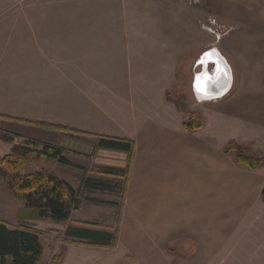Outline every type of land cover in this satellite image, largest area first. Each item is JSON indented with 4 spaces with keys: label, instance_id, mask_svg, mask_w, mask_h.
<instances>
[{
    "label": "rangeland",
    "instance_id": "1",
    "mask_svg": "<svg viewBox=\"0 0 264 264\" xmlns=\"http://www.w3.org/2000/svg\"><path fill=\"white\" fill-rule=\"evenodd\" d=\"M218 1L0 0V15H5L0 18V135L12 139L0 141V172L6 175L0 174V218L40 224L38 210L13 208L7 199V195L16 198L13 185L17 177L22 181L40 172L74 188L82 204L73 209V222L57 225L51 220L53 224L40 229L44 234L43 264H58L62 259V264H101L113 253L107 247L73 244L69 237H89L84 230L104 232L109 227L116 228L124 180L102 171L115 168L113 164L121 158L113 152H99L93 157L73 150L79 147V140L100 141V134L53 130L51 133H58L62 144L57 146L65 149L64 156L70 164L40 157L39 151L48 142L34 131L46 129L16 118L86 132L103 130L118 136L115 132L122 128L129 105L145 87L150 88L139 83L141 78L160 77L164 71L155 66L161 62L171 66L174 55L176 74L167 87V97L178 110L200 120L203 112L191 84L195 71L200 69L196 59L216 37V17L222 14ZM73 17L80 20L73 21ZM88 17L91 20H86ZM46 30L54 31L49 37L31 35L43 36ZM77 30H106L113 37L93 42L67 37ZM159 32L165 37H140ZM35 42L47 46V51L38 52L40 45ZM58 46L61 54L57 53ZM204 114L209 120L212 113ZM16 146L33 151L17 173L7 171L8 160L4 162L8 156L16 165L23 161L18 158L17 163L13 155ZM87 179L105 181L115 189L91 190L84 185ZM41 222L46 224L45 220Z\"/></svg>",
    "mask_w": 264,
    "mask_h": 264
},
{
    "label": "crops",
    "instance_id": "2",
    "mask_svg": "<svg viewBox=\"0 0 264 264\" xmlns=\"http://www.w3.org/2000/svg\"><path fill=\"white\" fill-rule=\"evenodd\" d=\"M217 3L222 6V14L216 17V33H221V38L215 35L201 54L213 46L219 49L233 69V87L225 97L213 101H202L196 95L203 126L187 130L184 125L191 115L178 110L167 97V87L176 74L174 55L171 66L164 62L155 66L164 71L160 77L141 78L139 83L150 88L145 87L129 105L122 128L115 132L117 137L133 140L135 152L118 244L110 248L113 253L101 264H264V163L252 169L238 163L237 150L227 151L238 145L248 155L264 158V0ZM52 31L31 35L49 37ZM156 34L140 37H165L161 32ZM67 37L93 42L113 36L106 30H77ZM35 43L40 45L38 52L47 51V46ZM56 49L62 53L59 46ZM206 111L212 113L209 120L204 116ZM34 132H39L43 141L62 145L58 133ZM89 133L108 135L103 130ZM79 142L73 150L93 157L113 152L121 158L113 164L115 168H127L128 152L100 147V141ZM7 199L13 208L27 207L24 201L8 195ZM73 214L68 220L55 222H73ZM39 216L40 224L3 217L0 221L10 227L24 225L39 230L53 224V219ZM104 232L113 233L114 228ZM69 238L73 244L91 242ZM43 259L44 251L40 264ZM7 260L12 262L11 257Z\"/></svg>",
    "mask_w": 264,
    "mask_h": 264
},
{
    "label": "trees",
    "instance_id": "3",
    "mask_svg": "<svg viewBox=\"0 0 264 264\" xmlns=\"http://www.w3.org/2000/svg\"><path fill=\"white\" fill-rule=\"evenodd\" d=\"M8 119H14V117L3 116ZM21 123H27L36 126L41 129L53 130L57 132H77L83 134L93 135L86 131H80L64 125L30 121L27 119L16 118ZM187 130H197L203 126L202 122L196 118L195 115H191V119L185 123ZM99 146L107 149L126 151L128 152V166L126 169L117 168H105L102 174L108 176L120 177L124 180L122 187V204L119 208L117 215V226L113 233H105L100 231L84 230L88 233L89 237L76 236L79 238L88 239L91 242L82 243L88 246H101L107 248H115L118 244L119 228L121 224L123 204L126 195V187L130 177V166L132 163L133 155L135 152V142L128 138L99 135ZM11 141L8 136L0 135V141ZM37 143L36 141H32ZM237 150V161L243 166H248L252 169H257L264 163V158H258L248 155L245 149L238 145H233L227 149V151ZM33 151L27 147L16 146L13 149V155L17 157V163L20 161L18 158L23 159L18 165L12 161L10 156L4 159V162L8 160L9 166L7 171L17 173L25 165L24 159L28 157V154ZM39 156L46 159H57L64 164H70L64 156L66 152L64 148L50 143L43 145V149L39 151ZM0 174L5 173L0 172ZM16 184L13 185L15 190V196L18 200L24 201L28 208L38 210L41 216L48 217L54 221H65L71 216L73 209H79L81 207V201L76 199V191L69 186L66 182L57 179L52 175H46L44 173H37L29 176L27 179L20 181L18 178ZM85 187L91 190H114L115 188L109 183L101 180L87 179L84 182ZM264 200V190H263ZM43 232L39 229L28 226H15L10 227L6 222L0 221V264H9L7 257L12 258L10 264H40L41 257L43 255Z\"/></svg>",
    "mask_w": 264,
    "mask_h": 264
},
{
    "label": "water",
    "instance_id": "4",
    "mask_svg": "<svg viewBox=\"0 0 264 264\" xmlns=\"http://www.w3.org/2000/svg\"><path fill=\"white\" fill-rule=\"evenodd\" d=\"M196 67H200V70L194 73L192 89L195 94L216 100L231 91L234 82L233 69L217 47L213 46L204 51L198 58Z\"/></svg>",
    "mask_w": 264,
    "mask_h": 264
},
{
    "label": "bare ground",
    "instance_id": "5",
    "mask_svg": "<svg viewBox=\"0 0 264 264\" xmlns=\"http://www.w3.org/2000/svg\"><path fill=\"white\" fill-rule=\"evenodd\" d=\"M216 51H218V50H216ZM200 84V83H199ZM197 95V94H196ZM195 95V96H196ZM198 96H199V98L202 100V101H213V99H211V98H206V97H204L203 95H201V94H198Z\"/></svg>",
    "mask_w": 264,
    "mask_h": 264
},
{
    "label": "built area",
    "instance_id": "6",
    "mask_svg": "<svg viewBox=\"0 0 264 264\" xmlns=\"http://www.w3.org/2000/svg\"><path fill=\"white\" fill-rule=\"evenodd\" d=\"M217 31H215V35L220 39L221 38V33H216Z\"/></svg>",
    "mask_w": 264,
    "mask_h": 264
}]
</instances>
